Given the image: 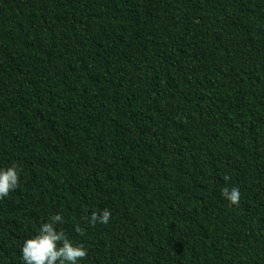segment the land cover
I'll return each instance as SVG.
<instances>
[{"label": "trees", "instance_id": "1", "mask_svg": "<svg viewBox=\"0 0 264 264\" xmlns=\"http://www.w3.org/2000/svg\"><path fill=\"white\" fill-rule=\"evenodd\" d=\"M13 164L0 264L55 214L78 264H264V0H0Z\"/></svg>", "mask_w": 264, "mask_h": 264}, {"label": "clouds", "instance_id": "2", "mask_svg": "<svg viewBox=\"0 0 264 264\" xmlns=\"http://www.w3.org/2000/svg\"><path fill=\"white\" fill-rule=\"evenodd\" d=\"M224 179L227 181L228 176ZM19 173L15 164L7 169H0V199L19 187ZM222 196L230 204L239 205L241 193L239 188H224ZM111 212L105 209L102 214L92 213L90 223L97 222L107 224L110 221ZM63 217L55 214L50 222L41 225L39 233L30 239H26L22 246V259L24 264H78V261L87 257V248L83 244H73L63 231H57L55 225L62 222ZM75 232L84 235L85 229L79 224L75 225Z\"/></svg>", "mask_w": 264, "mask_h": 264}]
</instances>
